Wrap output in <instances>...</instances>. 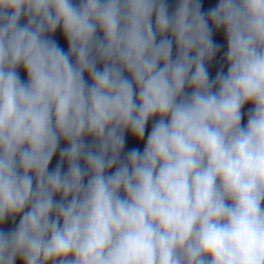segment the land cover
<instances>
[{"label": "clouds", "instance_id": "obj_1", "mask_svg": "<svg viewBox=\"0 0 264 264\" xmlns=\"http://www.w3.org/2000/svg\"><path fill=\"white\" fill-rule=\"evenodd\" d=\"M0 264H264V0H0Z\"/></svg>", "mask_w": 264, "mask_h": 264}]
</instances>
